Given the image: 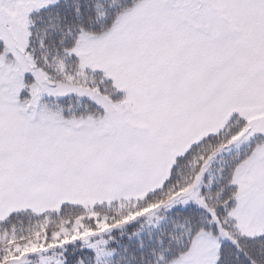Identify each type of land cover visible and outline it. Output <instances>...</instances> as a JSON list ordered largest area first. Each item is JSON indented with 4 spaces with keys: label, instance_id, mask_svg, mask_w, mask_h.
I'll list each match as a JSON object with an SVG mask.
<instances>
[{
    "label": "snow or ice",
    "instance_id": "6c2138e0",
    "mask_svg": "<svg viewBox=\"0 0 264 264\" xmlns=\"http://www.w3.org/2000/svg\"><path fill=\"white\" fill-rule=\"evenodd\" d=\"M0 264H264V0H0Z\"/></svg>",
    "mask_w": 264,
    "mask_h": 264
}]
</instances>
